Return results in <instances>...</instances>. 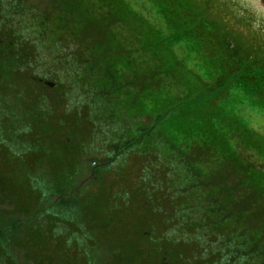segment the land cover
I'll list each match as a JSON object with an SVG mask.
<instances>
[{"label":"trees","instance_id":"trees-1","mask_svg":"<svg viewBox=\"0 0 264 264\" xmlns=\"http://www.w3.org/2000/svg\"><path fill=\"white\" fill-rule=\"evenodd\" d=\"M81 2L83 1L51 0L52 7L64 16L76 14L72 16L77 18V21L66 18L68 26L72 24L74 28L76 25L79 32H86L88 28L96 31L90 22L91 18L95 15L98 20L103 19V12L86 13L84 5L79 6ZM90 4L91 2L86 6ZM15 45L17 46L5 44V49H2L0 43L2 52L0 67L3 66L2 70H6L3 74L0 72V103L12 98L16 100L15 106L17 103L25 106L21 108L20 114L21 121H27V125L22 126L21 133L11 141L12 145L18 148L15 150H11V143L2 140L0 131L1 193L14 205L13 214L30 219L41 214L39 211L41 202L48 197L47 192L40 190L39 187H44L51 193L55 192L54 194L70 195L71 201L76 205L74 210H69L64 215L46 213L41 220L35 222L36 227L30 225L24 232L18 234L24 247L28 249L29 259L34 264H84L80 263L78 256L83 254V251L88 254L90 248L108 249L110 253L115 249V252L111 253L113 264H216L215 260L220 261L224 254L226 264H246L247 252L251 250L253 252L257 248L249 249L247 242L238 246L235 243L233 246L228 244L227 251L226 248L218 251L216 247L218 254L214 255L215 251H210V256L206 259L202 250L204 247L199 243L194 244L188 240L186 244L180 239L171 238L177 227L184 224L186 217H190V212L195 211L196 204H202L197 203L198 199L206 201L208 208L215 209L219 214L221 212L218 205L213 200L210 201L209 197L204 200L206 198L197 196L189 206H177V203L173 202L175 191L173 181L176 176H181L186 189L184 192L188 194L192 190H198L201 181L210 178L209 176L215 177L213 179L219 180L222 184L224 181L228 182L224 187L229 197L228 208L233 206L235 211L232 216L234 218L231 219L251 228L256 237L264 241V177L261 187L253 185L259 176L264 175L262 168L264 155L261 153L262 146L258 139H241L240 147L233 142L234 140L229 139L226 150L221 144L224 140L227 141L228 129H221L216 138L213 137L219 141L217 145L215 141L205 142L201 137H197L196 132H193L195 127L187 131L189 133L181 131L178 134V126L173 122V126H176L175 132L172 130L171 133L164 134V138L152 140V132L156 129L153 123L148 127L136 128L133 135L131 131L132 139L129 143L115 148V155L103 164L95 165L89 175L92 181L78 190L77 185L73 186V180L79 170L80 159H84L88 154L86 144L89 145L99 133L93 130L95 121L91 115L92 111L88 112L87 109L90 107L86 108L87 100L84 101L82 97V105L77 110L70 111V104L66 102V97L70 94L64 92L62 86L57 87L55 84L50 88L44 84L43 81L48 74L41 73L43 70L37 68L31 48L24 47L23 43ZM97 49L99 51V48ZM107 59L110 61L108 64H111L110 73L103 81L109 85L112 81L120 82L119 77L128 78L140 70V67L132 69L128 58L113 55ZM94 73L86 74L90 81L95 79ZM144 74L148 82H152L153 74L146 71ZM100 82L99 79L98 85ZM250 88L259 91V95L254 97L260 99L258 103L264 106V80L262 83L259 81L257 87ZM97 90L101 92L103 88H89L87 91L95 97L94 93ZM103 97L105 96L100 98ZM223 110V107L219 108L218 113L222 115ZM157 119V123H160V119ZM61 127L65 129L67 136L61 133ZM199 129L201 131L200 127ZM197 131L200 133L198 129ZM195 140L202 142L203 145L194 143ZM45 144L61 148L58 152L52 150L54 154L49 152L52 155L51 161L50 157L47 159L45 157L48 155L42 146ZM212 144L218 150L211 148ZM18 150L21 155L33 161L39 160L40 165L49 162L44 165L47 166L49 177L51 171V179L48 182H41L34 173L31 177L25 176L24 179L33 180L31 188L24 179L23 184L18 185L13 176L12 180L8 175L3 176L4 172L12 173L16 167L13 157L18 156L15 154ZM200 151L215 162L217 173H208L205 161L201 160L195 164L196 158L193 154ZM69 156L73 158L69 159ZM241 178L251 182H230ZM197 179L199 181L193 185L192 181ZM189 180L190 186L187 184ZM256 189H259V196ZM215 210L213 212L216 215ZM211 214L213 215L212 212ZM215 215L213 216L216 217ZM229 220L228 218V222ZM24 225L26 227L27 223L24 222ZM57 226L67 228L69 231L57 234L55 229ZM238 233L241 231L238 230L236 235ZM217 239L216 235L211 233L208 243L216 246ZM69 244H73V252L68 248ZM71 256L73 259H70Z\"/></svg>","mask_w":264,"mask_h":264},{"label":"rangeland","instance_id":"rangeland-1","mask_svg":"<svg viewBox=\"0 0 264 264\" xmlns=\"http://www.w3.org/2000/svg\"><path fill=\"white\" fill-rule=\"evenodd\" d=\"M147 1L153 6H164L167 13H169V17L165 19V22L170 23L169 19H172L181 29H185L187 32H189L190 29H194L195 26L192 22H195L196 25L199 23V16L195 15L193 10H195V8L198 9L197 6H200L202 13H206L208 17L218 21L216 25L217 31L208 33V37L210 35L214 36L215 39L218 37L221 43L216 47L217 49H212L211 52L213 54L223 52L222 48L224 44L228 45L230 40H235L233 50H237L238 44L243 55L254 58L258 57L260 60H264V36L254 33L257 23L252 18L248 20L234 13L230 3L224 0ZM107 2H112L111 4H114V0H107ZM3 4L6 14L12 19L0 22V28L2 30H10V33L15 36L16 43L20 45L23 43L24 47L31 48L33 53L32 57L35 59L34 62H36L37 68L40 71L43 70L41 73L48 74V77L45 79L46 81L52 82L53 84L55 83L57 87L62 86L64 92L67 91V94H70L67 96L68 99L66 97V102L70 104L69 110H77L82 105L81 94L82 99L84 101L87 100V104H85L87 106L86 108L90 107L92 109L89 108L87 110L88 112L89 110L92 111L91 115L95 121L93 122V130L99 133L95 138L96 140H92L89 145L86 144L85 146L88 154L84 159H80V167L73 180L74 187H76L77 181L81 182L89 178V172L95 165L103 164V162L113 157L115 155V148L129 143L132 139L130 136L131 131L133 135L136 128L148 127L153 123L156 129L152 132V140L154 138H164V134H169L172 130L175 132L176 126H178L179 129V131H177L178 134L181 131L189 133L187 131H191V129L195 127L193 132H196L197 137H201L205 142L215 141L216 144L219 145V141L214 139L216 138L218 130L232 123V118L229 116L230 110L228 105L243 106L247 102L241 90L232 88L229 90L227 89L228 76L208 73L213 68L220 66L210 65V63L204 62L201 56L194 60L195 52L187 50L188 45H191L193 48L190 40L186 39L184 41L179 37L166 38V40H173V53L176 54V56H172L167 41H162L155 36L151 37V41L153 42V53L147 57V60L153 59L159 65L162 63L163 72L161 75L153 77V89L146 85L145 91L141 80L142 77H139L137 80L138 84L134 89L136 98L129 102V98L124 92L126 88L124 87L125 84L122 85L123 82L112 81L111 85L107 82L104 83L103 80L105 79L103 78L104 76L106 78L110 71L109 68L105 69L101 64L103 60L102 57L104 56L103 52H99L100 50L98 51L97 45H93L92 42L86 41L87 37L85 34L89 36L91 34L83 31L79 32L76 25L74 28L72 24L68 26L66 16L59 10H56L55 7H52L51 0L0 1V5ZM119 7L120 6H112L111 9L114 11L112 19L115 21L122 20V15L115 13L116 9ZM2 15L1 13V16ZM174 15L176 16L171 17ZM127 21H130L129 15H127ZM10 22L14 25L9 26ZM188 22H191V25H189ZM222 22L225 23L223 24ZM115 26L116 24H112L110 27L113 30L120 29V26L118 28H115ZM226 28L229 40L225 43L223 41V33ZM113 30L112 32L108 31V34H106L108 39L114 38L111 36V33L116 35V32ZM154 31L155 30L151 28L150 25H144L142 35L148 38ZM220 33L221 35H219ZM191 34L192 37H200L198 34H193L192 32ZM100 35H102V33L98 31L97 36ZM144 42L145 39H143V43ZM160 43H164L166 48L161 55V62L159 61L157 53H155ZM201 46L203 50L208 48L206 43H201ZM2 49H5L4 43H2ZM237 51L240 55L239 50ZM0 53L2 54V52ZM230 53L231 52H229V55ZM126 54H128L127 51ZM105 60L106 59H104V61ZM134 60L132 65L137 64L135 56ZM224 60L226 61L227 59L224 58ZM236 63L239 64V60H237ZM221 64L223 65L224 61H222ZM144 66L151 67L145 64ZM220 68H223L224 71L228 70L229 72L232 70L231 67ZM90 72H96L97 74V77L92 81L87 80V75ZM146 72L148 74L150 73L149 71ZM99 79L101 80L100 85H98ZM96 87L99 89L103 88L101 92H99V90L96 91L98 92V99L96 98V92L94 93L95 97H92L90 93H84L89 88ZM120 88L122 91L119 90ZM101 93L105 95L102 99L100 98ZM5 105L6 103L2 107H5ZM24 107L25 106H20L19 104L15 106L14 109L15 111H20L21 108ZM145 107L151 109L149 113H145L143 110ZM221 107L224 109L222 115L218 113ZM8 109L10 112L13 111V108L9 107ZM140 110H143V112L139 114ZM157 116H159L158 118L161 124L157 123ZM173 122L176 123V126H173ZM20 124L27 125V121H23ZM160 127L162 129H160ZM196 128L200 133H198ZM61 129V133L67 136L65 129L63 127H61ZM157 132H161L162 134ZM4 135L8 137L6 130L4 131ZM254 138L259 140V144L262 146L261 150L264 152V140L256 136ZM65 142L68 143V141ZM48 145H50V147ZM42 146L44 147V152L48 154L45 155L46 159L50 157V161L52 155L49 152L52 150L57 152L61 150L59 146L52 147L51 144ZM47 146L49 147L48 149H46ZM15 149L18 148H11V150ZM262 151L261 153L264 155ZM51 153L54 154V152ZM15 154H18L17 157H13L16 167L12 173L5 170V174L8 175L10 179L13 176V180L18 182V185L23 184L22 180L25 176L31 177L33 173L37 175L41 182H48L49 179H51L52 173L50 171L49 177L47 166L44 165L49 162H44L40 165L41 163H39V160L33 161L25 155H21L19 150L15 152ZM68 158L72 159L73 156H69ZM204 161L205 158H203L202 162ZM212 164L213 162L211 161L209 165ZM33 165H35V167ZM24 173L26 174L24 175ZM189 173L192 174V172ZM28 180L29 179H24L25 183L28 182L32 188L34 182L33 180ZM198 181L199 179L192 181V184L194 185V182ZM173 183L175 185L173 202H176L177 206H189L195 201L197 196L198 198L209 197L210 201L213 200L215 204L218 205L221 212L219 214L215 209L208 208L207 204H205L206 201L202 202L198 199L197 203L202 204H196L195 211L190 212V217H186L184 224L177 227L175 234L171 237L172 239H180L186 244H188V240L194 242V244L203 241L199 245L204 247L202 250L206 259L210 256V251H215V255L218 254L221 248H226L227 251L228 244L233 246L235 243L238 246L242 245L244 242H248L250 249L258 246L259 249L256 248V251L253 250L252 252L251 250L247 252L248 259L245 261L246 264H264L263 241L256 237L251 228L243 226L242 223L235 219H231L234 218L232 216L235 211L233 206L228 208L230 205L227 201L229 197L227 196L224 184L213 178L203 179L199 189L192 190L190 194H188L184 192L186 189L184 188V181L181 176H176ZM187 184L188 186L191 185L190 180ZM47 187H49V185H47ZM83 187H86L85 184H83L81 188L83 189ZM39 189L47 192L48 197H45L41 202V214L29 219L26 227L22 225L16 229L11 228V225L18 221L15 217H20L19 215H13L15 217L8 218L7 215L9 214L10 205L4 201V197L0 198V231L3 233L0 237V264H34L29 260V253L25 247L21 248L20 242L18 241L21 237L18 234L24 231L25 228L27 229L30 225L36 227L37 224L35 222L41 220L43 215L45 216V211L50 212L52 215H64V213H67L69 210H74L76 206L75 203L66 199L65 194H54L55 192L51 193L48 189L45 190L44 187H39ZM67 190L68 192L70 191L69 189ZM58 198L59 201H57ZM207 198L204 200H207ZM43 206L45 207L43 208ZM213 210H215L216 215ZM211 212L217 218L214 217ZM209 217H212V219ZM228 218L230 219L229 222ZM20 219L23 220L24 218ZM238 230H240L242 234L238 233V235H236ZM211 233L218 238V244L216 246L208 243ZM53 234L54 233H52L51 236H53ZM72 245L73 244H69L68 248L72 249ZM216 247L218 251L215 250ZM114 250L115 249L112 251L115 252ZM73 251L72 249V252ZM75 253L76 251L74 254ZM111 253L108 249L90 248L88 254H86L85 251H83V254H79L78 260L80 263L84 264H113ZM70 259H73V256H71ZM215 262L216 264H222L221 262L226 264L225 254L223 259H220L218 262L215 260Z\"/></svg>","mask_w":264,"mask_h":264},{"label":"water","instance_id":"water-1","mask_svg":"<svg viewBox=\"0 0 264 264\" xmlns=\"http://www.w3.org/2000/svg\"><path fill=\"white\" fill-rule=\"evenodd\" d=\"M233 12L257 23L254 33L264 36V0H224Z\"/></svg>","mask_w":264,"mask_h":264},{"label":"flooded vegetation","instance_id":"flooded-vegetation-1","mask_svg":"<svg viewBox=\"0 0 264 264\" xmlns=\"http://www.w3.org/2000/svg\"><path fill=\"white\" fill-rule=\"evenodd\" d=\"M202 8H203V6H202ZM205 25H213V21L210 18H206ZM230 43H231V46H229V47H232V44H234V41L231 40ZM231 52H232V54H231V56L229 55L230 57H238L239 56V54H237V51L232 50Z\"/></svg>","mask_w":264,"mask_h":264}]
</instances>
